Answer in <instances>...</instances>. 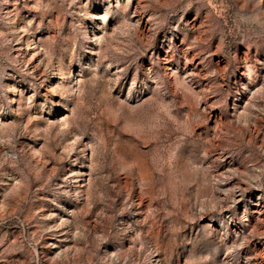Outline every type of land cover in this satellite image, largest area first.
Segmentation results:
<instances>
[{"label": "rangeland", "instance_id": "1", "mask_svg": "<svg viewBox=\"0 0 264 264\" xmlns=\"http://www.w3.org/2000/svg\"><path fill=\"white\" fill-rule=\"evenodd\" d=\"M0 264H264V0H0Z\"/></svg>", "mask_w": 264, "mask_h": 264}]
</instances>
